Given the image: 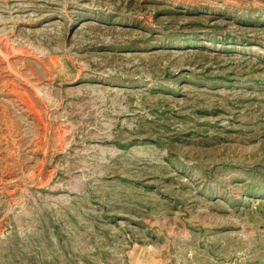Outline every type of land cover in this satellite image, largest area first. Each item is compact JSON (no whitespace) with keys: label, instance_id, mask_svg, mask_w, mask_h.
Returning a JSON list of instances; mask_svg holds the SVG:
<instances>
[{"label":"rangeland","instance_id":"obj_1","mask_svg":"<svg viewBox=\"0 0 264 264\" xmlns=\"http://www.w3.org/2000/svg\"><path fill=\"white\" fill-rule=\"evenodd\" d=\"M0 264H264V0H0Z\"/></svg>","mask_w":264,"mask_h":264}]
</instances>
